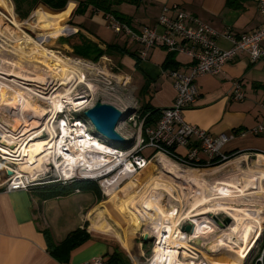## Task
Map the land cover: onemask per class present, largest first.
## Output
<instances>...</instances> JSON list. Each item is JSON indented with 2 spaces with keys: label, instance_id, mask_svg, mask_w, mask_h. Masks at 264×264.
I'll list each match as a JSON object with an SVG mask.
<instances>
[{
  "label": "crops",
  "instance_id": "1",
  "mask_svg": "<svg viewBox=\"0 0 264 264\" xmlns=\"http://www.w3.org/2000/svg\"><path fill=\"white\" fill-rule=\"evenodd\" d=\"M7 1L8 8L0 6L15 17L14 4L12 0ZM77 1L67 0L62 11L51 10L42 3L37 7L59 13L67 11L66 17L50 18L57 23L60 20L62 27H67L54 37L63 48L70 52H74V47L85 51L89 48L90 55H95L96 50L103 51L99 58L114 60L123 73L134 79L135 96L140 104L137 119L144 120L148 115L149 123L144 126H154L162 109L170 106L175 96L172 80L164 71L177 69L188 73L190 57L155 45L141 59L136 41L124 34L116 35L106 27L101 13L91 7L83 12L75 11ZM112 7L135 31L149 27L161 33L157 17L164 10L170 16L182 14L187 17V24L196 26L190 17L216 31L215 42L223 49L231 47L223 32L249 33L262 23L256 0H124ZM66 18L67 24H64ZM88 43L91 46H87ZM109 44L115 46L108 47ZM260 44L264 48V39ZM235 82H240L243 89L244 96L239 101L230 97ZM195 83L199 96L182 111L184 120L212 134L233 135L223 149L228 155L263 156L264 59L252 61L246 53H240L227 61L219 73L198 76ZM259 125H263L262 130L250 131ZM4 178L5 173L4 177L0 176V264H79L94 257L105 259V255L117 246L124 248L120 237L104 233L107 231L98 229V225L94 227L93 221L90 223L84 214L94 202L93 189L63 195L54 194V188L49 187L8 191L1 185ZM51 200L66 206L54 205ZM84 227L88 238L69 252L67 262H60L49 253L50 243L57 244L70 231ZM129 248L130 243L124 249L128 251Z\"/></svg>",
  "mask_w": 264,
  "mask_h": 264
},
{
  "label": "rangeland",
  "instance_id": "2",
  "mask_svg": "<svg viewBox=\"0 0 264 264\" xmlns=\"http://www.w3.org/2000/svg\"><path fill=\"white\" fill-rule=\"evenodd\" d=\"M1 4L2 3L0 2V5ZM2 6L5 7L4 4H2ZM37 6L38 5H36V7L29 12L26 18L21 20L17 18L16 13L15 17L13 13L12 15H9V13H7L6 10L0 6V63L3 65V67H0V72L2 73H0V80L7 82L6 90L8 91V96L0 95V111L2 112L0 113V119L3 120L7 117L6 122L2 121L3 125H1L0 131L2 128L4 129V126L6 123H8L9 126H13L11 127L12 135L16 137V142L10 143V151L2 148L6 152H0L4 158H7L6 160H2L3 163L7 164L8 161L9 165L16 169L21 168L24 169L23 171H27V173L33 172L35 174V177H33L35 186L33 187L41 188L45 185L46 187H50L51 184L56 183H61V186L63 187L73 183L76 180H93L97 185V189L94 190V202L87 210L84 211V214L87 215L90 223L92 221H96L98 224L103 225L104 231H107L104 233L115 235L117 238L120 236L125 238L127 244L125 246L123 245V247L128 248L130 243L131 248L126 251L124 248H122V246L119 247L129 256L130 260L133 261L134 264H148L150 257L153 255V245L155 239L153 238L152 241H149L148 243H144L142 241L141 233L146 231V226L149 227L151 224L164 219V215L169 216L170 219L168 218V220H177L176 228L178 226V229L179 225L184 227L185 225L190 224L192 226L188 219L184 218V215H186V212L189 211L194 212L195 210L193 209L195 204H197V202L201 199V197L203 198L205 194L210 193L216 197H219L220 195H227L226 198L231 199L236 198V195L238 194L240 195V192H238L237 189L253 188L254 184H252V182H259L264 186V156L256 154L250 155L246 153H237L235 155H230L225 161L217 163L214 166L198 170H191L184 167L180 168L178 165L176 166L174 161L168 159L174 163L173 165V163L171 164V162L167 159L159 156L161 161L169 165L171 164V166H176L181 170V172L183 171L182 175H184L185 178H188L189 180L194 178L193 180L196 181V183L193 184L186 183L165 173L157 161V154H154L150 149L147 148L143 150V154L147 153V156H150L147 166L143 170L137 171L136 173L126 170V175L122 173L123 170H121L119 167L115 170L109 171L107 174V179L110 178L113 180L116 177V183L112 185H107L102 182V177H78L70 178L65 181L61 180L59 168H61L62 164L58 165L59 163L57 162L55 165L57 168H54V165L51 163L52 158L49 155V151L53 150V148L48 149V151L47 148L49 146L39 151V153L34 158H29L27 156L24 160H21L23 157L21 151L23 152V148L25 147L24 145L29 138H34L31 139L29 143L33 141L36 142L49 140L48 127L51 122L48 123L46 121H48V115L53 110V106L51 102L47 101V99L50 94L56 95L59 93H66L64 88H68L70 92L67 94L72 96L75 94H78L79 96V93L82 94V92L87 94L88 96L85 98L87 101L92 102L93 105L99 100L102 102L111 103L114 106L126 111L128 113L127 115L134 116V118H136L137 124L140 120L137 119L140 115V104L135 96L134 79L123 73L121 69L118 68L114 60H110L108 58H99L96 62H88L90 60H82V58L76 57L74 52H70L67 48H63L61 45H59L54 39L56 34L48 38L50 34L61 31L65 26L51 33H48V31H53L51 29L42 31L41 29L34 26L35 22L32 18V14ZM23 8L25 9L26 6H23ZM63 23L67 24V18L63 21ZM18 39L20 41H24L26 48H18ZM42 48L52 50L55 55L63 58L62 60H65L66 58L68 59V63H70L72 66L81 68L79 72H74V74H77L75 75L76 78L73 80L74 83L76 82V86L70 85V83L64 86L62 84L64 75L58 74H54L56 79L53 81V83L47 81L45 84L39 85V88H41V86L43 89L48 87L49 90L47 93L45 92V98L35 95L32 97V100L33 102H36V104H38L41 109H45L47 111V115L45 117H41V113L38 112V110H35L36 107L34 106L31 108H21L22 101L19 98L21 91L18 89L17 85L9 82V79L7 80V78L11 79V75H13L11 71L26 74V77L29 79L28 85L33 87L32 90L36 91V86L34 85L38 80H41V77L42 79L43 77H45L46 80L49 79L44 75L46 73L43 71L46 69V72H48V67L33 61L37 57V53L35 54V52L39 51L41 54L44 53ZM62 60L59 61L61 66L64 65ZM56 71H58V69ZM72 73L73 70H70L65 76H71ZM15 78H17V76ZM33 80L35 81L33 82ZM78 80L83 82L77 83ZM20 82L21 81H19V84H21ZM84 83L90 84V89H88ZM126 118L127 116L118 124L116 130L121 135H123L124 138L125 136L127 137V139L125 138V142L120 143L119 146L124 149H130L135 144L134 141L136 127H133L131 123L126 121ZM35 126L37 128L33 129ZM10 132L6 133L9 134ZM9 140H11V137H8V139L5 140L7 145H9ZM109 143L112 144V142ZM110 166L111 165H109V167ZM0 176L4 177V172L2 170H0ZM204 182L210 183L211 185L206 187L207 185H204ZM249 184H251L253 187H251ZM146 186H165L166 188H159L158 192H161L160 195L151 200L150 204H147L149 206L144 205L142 207L131 208L130 210L126 206L124 207V205H122L124 202H131L133 197L136 198L138 194L143 193ZM59 189L61 190L60 187L57 188V186H54V193H60L58 192ZM87 190L88 188L75 186L72 188V190H70V194L84 193ZM189 190H194L195 193H200L198 195L194 194L195 196L193 195V198L190 196ZM224 190H228V192H225ZM230 192L232 194H230ZM109 193L112 194L108 195ZM35 196L37 197L38 195ZM208 198L210 197L208 196ZM215 200L219 199L217 198ZM253 200H261L259 203H262V206H264L263 194L262 196L255 197ZM51 202L57 206L61 205V202L57 200H51ZM65 206L66 205H61V207ZM204 206H213V200H210V202ZM200 208L202 207H199L197 210ZM175 209L177 212L174 214ZM258 210L259 209L256 208L255 213L261 214V212H258ZM218 212L219 214H215L214 217L217 218L221 224L216 223L212 215L206 214L207 216H201V218H205L204 220L206 222L211 221L210 223H212L213 221L216 223L214 229L212 230L213 233L208 232L206 234V229L200 227L199 231L194 230L191 235V237L194 239L198 237L196 241L199 243L197 242L196 244L191 240H186L192 245V247L202 251L201 255L199 253L197 254L198 260L203 259L207 261L208 264H211L212 261L216 260L214 258L215 256L212 255L214 252L211 253L207 250L208 246L206 247V243L209 241L208 238H212V236L220 234V230L227 228L231 223H223L222 221L226 213L223 211ZM261 216L263 229L259 237L255 239V241L247 248V250L241 252L242 255L238 254L237 258L234 259L235 263L224 264H255L256 255L260 250L262 243L264 242V213H262ZM178 219H181L179 223ZM203 224L204 223L200 224V226H203ZM62 226L63 224H61V227ZM130 228L133 230L132 232L130 231ZM202 228L204 230H202ZM191 230L189 233H191ZM202 231H204V233H201ZM111 240L114 241L115 239ZM188 254L191 253L188 251ZM178 258L180 261L184 262L189 260V257H184L182 254H179ZM237 260L239 261L237 262ZM218 264H223V262Z\"/></svg>",
  "mask_w": 264,
  "mask_h": 264
},
{
  "label": "built area",
  "instance_id": "3",
  "mask_svg": "<svg viewBox=\"0 0 264 264\" xmlns=\"http://www.w3.org/2000/svg\"><path fill=\"white\" fill-rule=\"evenodd\" d=\"M256 1L262 17V23L258 28L249 33L234 34L227 31L223 32V36L231 43V47L228 49L220 48L216 44L215 37L217 32L211 27L188 17L190 21L196 22V26H190L186 23L185 19L187 17L182 14L170 16L164 10L157 17V24L162 29L161 33H157L155 28L149 27L135 31L129 25L116 18L114 14L109 12L103 13L94 9L95 12L101 13L107 28L112 30L116 35L124 34L139 44L138 56L141 59L146 57L151 47L160 45L168 51L187 54L191 59V64L189 65L188 73L177 69H167L164 71V74L172 80L175 96L172 104L162 109L160 117L154 126H144L143 120H139L137 124L134 116L127 115L126 121L131 123L133 127H136L135 144L130 149H124L104 136L93 134L94 129L90 121L83 115L85 109L93 106V103L90 101H87L84 105H77L75 101H64L61 111H57L53 119L58 144H61L63 149H68L73 141L70 135L66 137L62 135V130L65 129H62V124L72 130L80 128L86 135H89L90 139L95 137L100 142L104 141L105 144L112 142L113 145L109 144L114 153L108 154L113 159L118 158V163L112 170L120 166L121 170H125L128 164V168L134 173L143 170L150 160V156H144L143 154L145 148L150 149L154 154H161L165 158L174 161L180 168L184 167L191 170L205 169L225 161L230 155L225 153L223 149L233 135L224 132L212 134L195 124L187 123L182 116V111L191 106L199 96V90L195 83L198 76L219 73L227 61L240 53H246L252 61L264 59V48L260 44L264 39V0ZM243 96L241 83L235 82L230 95L231 99L239 101L243 99ZM262 129L263 125H259L250 131L256 133ZM125 138L127 139L126 136ZM0 146L9 147L5 142H0ZM61 157H58L57 160L63 159ZM2 160L5 159H2L0 154V170L5 173V178L1 185L4 186L5 190H28L35 186L33 177L22 172H17V169L10 166L8 161L6 164ZM112 170L102 168L99 172H96L88 169V171L96 172L89 174V177H102L101 181L105 183L108 172ZM7 171H10V174ZM59 174L62 173L59 172ZM60 176L61 180H68L64 176ZM179 228L187 236V241L191 240L197 244L198 241L191 237L192 230L191 233H187L183 230V226L179 225ZM160 233L161 240L160 236H156V234L153 236L155 239L153 249L158 243L161 246H166L163 240L167 233L162 230ZM189 245L191 244L189 243ZM188 251L192 257L196 256V258L192 259L197 264H208L203 259L198 260L197 254L201 255V250L191 245ZM152 257L153 255L150 257L148 264L151 263ZM79 264H106V262L102 257H94ZM255 264H264V242L256 255Z\"/></svg>",
  "mask_w": 264,
  "mask_h": 264
},
{
  "label": "bare ground",
  "instance_id": "4",
  "mask_svg": "<svg viewBox=\"0 0 264 264\" xmlns=\"http://www.w3.org/2000/svg\"><path fill=\"white\" fill-rule=\"evenodd\" d=\"M0 2L2 4H4V6L6 8L9 7V3L7 0H0ZM66 15H67V11H63V12L59 13V12H54V11H48L43 6H39L33 11L32 18L35 22L34 26L41 29L42 31L43 30L46 31V30L51 29L53 31H48V33H51V32H55L58 29H60L62 27V24H61L60 20H59V23H57L55 19H50V18L51 17L57 18L59 16L66 17ZM17 46H19L18 48H20V49L26 48L24 41H20V40L17 42ZM43 52H44L43 54H41L39 51L35 52V54L37 53V55H36L37 57L33 61L40 64V65L43 64L44 66L48 67V72H46V69L43 71L46 73L44 75L47 76V78H49V79L46 80L45 77H43V79L41 77L40 81L36 80L37 82L34 85V86H36V88H35L36 91L32 90L33 87H30L28 85L29 79L26 77V74L11 71L13 73V75H11L12 76L11 79L7 78V80L9 79L8 80L9 82L17 85L18 89H20V91H21V94H19V98L22 101L21 108H23V107H26V108L30 107L31 108L32 106H34V107H36L35 110H38V112L41 113V117H45L47 115V111L45 109H41L39 107V105L36 104V102H33L32 97L37 95V96H40L42 98L43 97L45 98L44 94H45V92L46 93L48 92L49 88L46 87L45 89H43L42 86H41V88H39V85L45 84V82H47V81L53 83V81L56 79L54 77V74H58V75H64L63 83H62L64 86L68 85L69 83H70V85L76 86L75 85L76 82L74 83L73 80L76 78L75 75H77V74H74V72H79L81 70V68L76 67V66H72L70 63H68V59L65 58V60H62L63 58L55 55L52 50L43 49ZM60 60L63 61L64 65L61 66V64L59 63ZM4 63L7 64L6 62H4ZM0 67H3V65H1V63H0ZM57 69H58V71H56ZM70 70H73L72 75L71 76L69 75L70 77L69 76L66 77L65 75L67 73H69ZM7 75H9V74H7ZM16 76H17V78H15ZM0 78H1V75H0ZM4 80H5V78H4ZM19 81H21L20 82L21 84H19ZM34 81L35 80H33V82ZM5 82L0 80V95H2V96L3 95L8 96V91L6 90L7 89L6 88L7 82L6 83ZM31 82H32V80H31ZM79 82H83V81L78 80L77 83H79ZM84 84L87 86L88 89H90V87H91L90 84H88V83H84ZM51 87H52V85H51ZM64 91H66V93H63V94L59 93L56 95L50 94V96H48V99L46 98L47 101L51 102L52 106H53V110L48 115L49 116L48 121H46L48 123L51 122V124H49V127H48V129H49V132H48L49 140H47V141H36V142L33 141V142L29 143V141H31V139H34V138H29L28 141L24 145L25 147L23 148L24 149L23 152L21 151L22 156H23L21 158V160H24L25 157H27V156L29 158H34L39 153V151H41V150L47 148V146H49L47 148V150L50 148H53V150H50V151L48 150L49 155L52 158L51 159L52 161L51 160L50 161L53 165H56L57 162L59 163L58 165L62 164L61 168H59L60 169L59 172L62 173L61 175L64 176L65 179H70L72 177H81V178L89 177V174L99 172L102 168H108L109 170H112L113 167L115 165H117V163H118V158L113 159L112 156H110V154H108V153H114L112 150V147L108 144H105L104 142H100L99 140L95 139V137H92L90 139L89 135H86L82 130H80V128H75L72 130V129H69V127L63 126V124H62V126H61L62 129L65 128L64 130H62V135H64L65 137L70 135L73 138V141H72L71 145L68 147V149H63L61 144H58V141L56 139L57 133H56V128H55V123L53 121L56 112L61 111V108H62L64 101H67V102L75 101V103L77 105H84L87 103V99L85 97L88 96L87 94H84L82 92V94L79 93L80 94L79 96H78V94H75L76 96L72 97V95L67 94L68 92H70V90H68V88H66V89L64 88ZM0 113H2V112L0 111ZM6 120H7V117L3 120L0 119V127H1V125H3L2 124L3 122H6ZM36 126L33 129H36L37 128ZM11 127H13V126H11V125L9 126L8 123H6V125L4 126V129L2 128V130L0 131V142L6 143L5 140L8 139V137H11V140H9V142H8L9 146H10V143L16 142L15 141L16 137L12 135ZM6 132H10V133L7 134ZM61 138H63V137H61ZM117 145H119V144H117ZM2 148L10 151V147L0 146V151L6 152ZM0 154H1V152H0ZM7 154H8V152H7ZM57 155H58V157L62 156L63 159H61L60 161L57 160V158H58ZM1 156H2V159H5V160L7 159L6 157L4 158V156L2 154H1ZM9 156H11V155H9ZM159 156H161L163 158H165V157L160 155V154H157V161L165 173H167V174H169V175H171L177 179H180L181 181H184L186 183H191V184L196 183V181L193 180L194 178L192 180L185 178L184 175H182L183 171L181 172V170L176 167L177 165L175 167L171 166V164L173 162H171L170 160L165 158L171 162V164L169 165V164L161 161ZM109 165H111V166L109 167ZM173 165H174V163H173ZM23 167H25V166H23ZM119 168H121V167H119ZM88 169L89 170L91 169L92 171H96V172L88 171ZM23 170L24 169L18 168L17 172H19V173L22 172V173L30 175L31 177H35V174L33 172L27 173V171H23ZM126 170L131 171L130 168H128V164L126 165V169L122 171V173H124L125 175L127 174ZM115 178L113 180L108 178L105 183L107 185L115 184L116 183ZM252 184H254V187L251 186V184H249V185L253 188L237 189V191L240 192V195L239 194L236 195L237 196L236 198L229 199V198H226L227 195H224V196L220 195L219 197H216L210 193H207V194H205V196L203 198L201 197V199L197 202V204H195L194 209H193V210H195L194 212L189 211V212H186V215H184V218L188 219L189 223L192 224V226H193L192 231L193 232H194V230L199 231L200 227H203L206 229V232H205L206 234L208 232L213 233L212 230L214 229L216 223L212 221V223H213L212 224V223H210L211 222L210 220H209L210 222H206L204 220L205 218H201L202 215L209 214V215H212V217L214 218L215 214H219L218 211H221V212L223 211L227 214L226 215L224 213L225 216L230 218L231 223L229 224V226L227 228L221 229L220 234L214 235V236H212V238H208L209 244L206 243V247L208 246L207 250L210 251L211 253L214 252L215 254L213 253L212 255L215 256L214 258L216 259V260L212 261L211 264H218L220 262H223V264L224 263H235L234 259L237 258L238 254L242 255L241 252H243L244 250H247V248L255 241V239H257L259 237L260 233L262 232L263 222H262L261 214L264 213V206H262V203H259V202H261V200L258 201V200H253V199L255 197L262 196V194L264 195V186L259 182H252ZM204 185H207L206 187H209V185H211V184L204 182ZM159 188H166V187L165 186H161V187L146 186L145 191L143 193L138 194L136 196V198L133 197L131 202L127 203L128 202L127 201V202H124L122 205H124V207L126 206L130 210H131V208L142 207L144 205L149 206L147 204H150L151 200L155 199L157 196L160 195L161 192L160 193L158 192ZM209 189H211V188H209ZM216 189H218V188H216ZM224 191L228 192V190H224ZM189 192H190V196H192V197L194 194L198 195L200 193V192L195 193L194 190L193 191L189 190ZM110 194H112V193H109L108 195H110ZM227 194H229V193H227ZM230 194H232V193L230 192ZM208 196L210 198H208ZM217 198L219 200H215ZM251 198H253V199H251ZM209 199L213 200V206H204L210 202ZM199 207H202V208L197 210ZM256 208L259 209L258 212L260 211L261 214L255 213ZM175 210H174V214H175V212H177V210L176 211ZM163 214H164V212H163ZM168 218H169V216L164 215V219L161 218L162 220L151 224V226H149V227H147V226L145 227L146 231L151 233L152 236H154L155 234H156V236H160L161 230L163 232L167 233L165 236V239L163 240V243L166 246L165 247L161 246L159 243L157 244V246L155 245L156 247L154 246L155 249H153L154 250L153 251V257H152L150 264H197L192 259V258H195L196 256L192 257L191 254H188V249L191 248V245H189V243L186 241L187 236L185 235L184 232H182L180 230V228L178 229V226L176 228L177 220H174V221L168 220ZM179 221H181V219H178V223H179ZM202 223H204L203 226H200V224H202ZM93 224H94V227H97V225H98V229L100 228V229L104 230L103 225L98 224L96 221H93ZM203 228H202V230H204ZM201 233H204V231H202ZM120 239L122 241V244L125 246L127 244L125 238L120 236ZM196 239H198V237ZM160 240H161V236H160ZM179 254H182L184 257L185 256L189 257V260L187 262L186 261L185 262L180 261V259L178 258ZM201 254H202V251H201ZM180 257H181V255H180ZM211 260H213V259H211ZM238 261L239 260H237V262Z\"/></svg>",
  "mask_w": 264,
  "mask_h": 264
},
{
  "label": "trees",
  "instance_id": "5",
  "mask_svg": "<svg viewBox=\"0 0 264 264\" xmlns=\"http://www.w3.org/2000/svg\"><path fill=\"white\" fill-rule=\"evenodd\" d=\"M120 1L124 0H78L75 11L83 12L88 7H91L93 10H99L103 13H112L115 15L116 18H118L123 23H127V20L123 17L118 15L117 11L113 9V5L117 4ZM130 1V0H129ZM229 1V0H228ZM16 16L18 19H24L28 16L29 12L33 10L38 3L44 4L47 8L54 10V11H62L66 5L67 0H12ZM23 6H26L24 9ZM67 29L66 25L61 31H57L53 34H50L48 38L52 37L54 34H58L61 32H64ZM121 35V34H119ZM87 46H91L89 43ZM109 46H115L113 44H109ZM83 49V48H82ZM78 50L77 47H74V54L78 57L89 59L90 61L96 62L99 57L103 54V51L96 50L95 55H90L89 48L87 51L84 50ZM89 51V52H88ZM143 116V115H141ZM149 123V117L148 115L143 120V125H147ZM54 186H57L59 189L58 194H67L74 188L75 186L81 187V188H90V189H97V185L93 180H76L73 183L65 186H61V183L51 184L49 188H54ZM43 187H46L43 186ZM36 188V187H31ZM38 188V187H37ZM55 192V191H54ZM55 194V193H54ZM130 231L133 230L130 228ZM88 238V233L85 231L84 228H76L72 231H70L63 240H61L57 244L50 243L48 245V251L49 253L55 257L60 262H67L69 252L76 246L80 245L83 241H85ZM105 262L106 264H132L129 256L119 247H115L111 252H108L105 255Z\"/></svg>",
  "mask_w": 264,
  "mask_h": 264
},
{
  "label": "water",
  "instance_id": "6",
  "mask_svg": "<svg viewBox=\"0 0 264 264\" xmlns=\"http://www.w3.org/2000/svg\"><path fill=\"white\" fill-rule=\"evenodd\" d=\"M127 112L114 106L111 103L96 101L94 105L83 111V115L90 121L94 135H101L115 143H124L125 138L116 130L118 124L127 116ZM10 174V171H7ZM216 223L221 224L220 221L214 217ZM223 223L228 224L230 218L225 216ZM192 229L190 224L183 227V230L189 232ZM141 239L144 243L152 241L153 236L148 231L141 233Z\"/></svg>",
  "mask_w": 264,
  "mask_h": 264
}]
</instances>
